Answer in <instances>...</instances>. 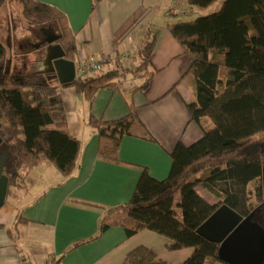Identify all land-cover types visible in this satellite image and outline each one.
<instances>
[{
  "label": "trees",
  "instance_id": "trees-1",
  "mask_svg": "<svg viewBox=\"0 0 264 264\" xmlns=\"http://www.w3.org/2000/svg\"><path fill=\"white\" fill-rule=\"evenodd\" d=\"M9 1L21 4L29 24L54 25L65 58L76 60L75 38L62 13L35 0H0V10ZM188 4L199 11L216 6L209 14L166 27L192 59L188 75L193 79V102L187 108L203 137L189 147L175 145L164 180H155L142 169L129 202L105 212L95 239L110 228L123 229L127 238L150 231L167 239L168 251L193 250L181 264H227L218 259V246L200 237L197 229L220 206L246 218L264 204V0H188ZM155 41L148 28L134 70L108 69L65 86L92 102L99 90H116L124 74H138L143 83L134 92H143L156 73L151 70ZM6 66L7 50L0 41V154H8L3 172L8 192L42 160L62 177L71 176L79 167L81 146L67 130L55 78L10 73ZM203 120H209L211 128ZM88 125L97 131V155L104 160L118 161L124 137L142 136L153 142L132 102L125 117L110 122L90 117ZM197 188L217 203L206 202ZM28 223L18 215L14 227ZM12 231L7 233L14 240ZM123 264L167 263L139 246Z\"/></svg>",
  "mask_w": 264,
  "mask_h": 264
},
{
  "label": "crops",
  "instance_id": "crops-1",
  "mask_svg": "<svg viewBox=\"0 0 264 264\" xmlns=\"http://www.w3.org/2000/svg\"><path fill=\"white\" fill-rule=\"evenodd\" d=\"M35 1L65 16L78 50L76 60L71 61L74 65L81 54L96 58L114 54L127 57L117 70H134L139 63L137 51L149 28L156 38L151 55V70L156 73L143 92H134L143 83L138 74H124L116 90H99L88 102L74 88L65 86L68 84L62 85L48 62V50L58 45L48 43L57 38L54 25H49L55 28L51 32L41 26L36 35L39 39L29 40L17 36L19 31L12 28L11 20L6 23L8 40L2 39L0 29V41L7 50V71L55 78L67 130L81 146L79 167L71 176L62 177L52 164L42 160L9 190L0 209V264H123L126 255L139 246L167 264L185 262L192 249L168 251L167 239L150 231L127 238L123 229L110 228L95 238L105 212L129 202L142 169L153 179L164 180L175 145L180 142L189 147L202 139L203 131L187 108L193 102V79L188 75L192 59L166 27L209 14L216 6L199 11L188 0ZM175 6L178 13L172 14ZM129 102L136 107V116L153 142L142 136L124 137L118 161L99 158L98 134L88 125L89 118L107 122L121 119L128 114ZM202 122L211 128L209 120ZM196 191L209 204H216L208 193L200 188ZM18 215L29 223L14 227ZM7 230H13L14 240Z\"/></svg>",
  "mask_w": 264,
  "mask_h": 264
},
{
  "label": "water",
  "instance_id": "water-1",
  "mask_svg": "<svg viewBox=\"0 0 264 264\" xmlns=\"http://www.w3.org/2000/svg\"><path fill=\"white\" fill-rule=\"evenodd\" d=\"M56 40L57 38L51 39L48 43L52 44ZM47 59L62 85L75 81V65L65 59L60 45L48 50ZM7 157V152L0 154V209L4 206L8 193V179L3 174ZM262 180L264 190V167ZM258 210L259 208L246 218H241L228 207L220 206L197 229V234L218 246V259L224 263L259 264L264 259V231L253 224Z\"/></svg>",
  "mask_w": 264,
  "mask_h": 264
},
{
  "label": "rangeland",
  "instance_id": "rangeland-1",
  "mask_svg": "<svg viewBox=\"0 0 264 264\" xmlns=\"http://www.w3.org/2000/svg\"><path fill=\"white\" fill-rule=\"evenodd\" d=\"M192 17H194V16H189L187 18H192ZM8 20H11L12 28L15 27V29L17 31H19L17 33V36H19L20 39H24V38H26L27 40L33 39V38L34 39H36V38L39 39L38 37H36V35L40 34L39 30L42 27H35V26L29 24L24 19V17H23V9H22L21 4L18 1H9L0 10V29L2 31V35H3L2 39L4 41H5L6 38H7V40L9 38L8 37V31L6 30V23H7ZM49 29H50V32L52 31L51 29L55 30L54 27H51L49 25H47V27H45L44 30L47 32ZM55 31H57V30H55ZM23 36H25V37L23 38ZM14 38H16V37H14ZM7 43H8V41H7ZM130 75L131 74H128V76H130ZM216 203H217V201H216ZM258 208L260 209V207H258Z\"/></svg>",
  "mask_w": 264,
  "mask_h": 264
},
{
  "label": "built area",
  "instance_id": "built-area-1",
  "mask_svg": "<svg viewBox=\"0 0 264 264\" xmlns=\"http://www.w3.org/2000/svg\"><path fill=\"white\" fill-rule=\"evenodd\" d=\"M171 13H178L176 6L172 9ZM126 59V56L117 57L114 54L104 55L101 58L81 54L75 64V79L85 80L94 75L101 74L108 69H115L119 63Z\"/></svg>",
  "mask_w": 264,
  "mask_h": 264
},
{
  "label": "flooded vegetation",
  "instance_id": "flooded-vegetation-1",
  "mask_svg": "<svg viewBox=\"0 0 264 264\" xmlns=\"http://www.w3.org/2000/svg\"><path fill=\"white\" fill-rule=\"evenodd\" d=\"M253 224H256L259 229L264 231V204L260 206V209L258 210L256 214ZM263 244H264V241H263ZM259 264H264V259H261L259 261Z\"/></svg>",
  "mask_w": 264,
  "mask_h": 264
}]
</instances>
